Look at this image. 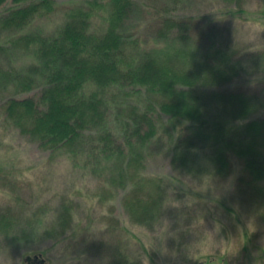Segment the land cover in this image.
Segmentation results:
<instances>
[{
	"label": "trees",
	"instance_id": "16d2710c",
	"mask_svg": "<svg viewBox=\"0 0 264 264\" xmlns=\"http://www.w3.org/2000/svg\"><path fill=\"white\" fill-rule=\"evenodd\" d=\"M245 2L85 0L63 14L53 34L19 37L16 46L35 55L36 63L1 79L20 94L40 90L34 97L6 98L2 115L43 151L74 159L88 152L104 195L120 196L129 234L132 227L157 226L167 185L177 179L146 174L149 151L161 133L171 134L175 169L213 152L219 173L227 176L240 166L242 180L258 193L264 181V118L257 116L261 100L251 87L264 81V65L249 77V56L234 45L231 25L264 28V0L254 11ZM106 8L103 27L96 30L94 19ZM56 9L55 0H0V30L20 32ZM73 210L64 204L47 235L67 236ZM11 217L0 216L10 236ZM135 235L133 241L141 243ZM31 237L19 231L12 242ZM43 255H28L24 262L44 264Z\"/></svg>",
	"mask_w": 264,
	"mask_h": 264
},
{
	"label": "rangeland",
	"instance_id": "374dc122",
	"mask_svg": "<svg viewBox=\"0 0 264 264\" xmlns=\"http://www.w3.org/2000/svg\"><path fill=\"white\" fill-rule=\"evenodd\" d=\"M55 1L54 13L37 17L24 30H0V216L11 214L15 225L11 236L0 227V264H27L25 257L35 253L44 254V264H264V181L257 184L260 192L253 191L242 180L240 166L235 164L225 176L214 166L213 152H207L194 157L189 168L175 169L171 134L161 133L149 151L146 174L177 179L167 185L164 216L157 226L129 229L141 239L136 243L123 229L127 220L120 196L110 200L104 195L88 152L74 159L43 151L9 125L1 111L4 100L34 97L40 90L20 94L12 82L1 79L10 70L36 63L35 55L16 46L19 37L53 34L63 14L85 0ZM258 3L246 0V9L254 11ZM11 6L9 1L5 9ZM107 15V8L97 13L96 30ZM231 31L234 45L249 56L250 77L264 65V28L245 23L231 25ZM251 88L261 100L257 116L264 118V81ZM222 106L223 118L229 119ZM64 204L74 207L68 235H47ZM19 231H27L33 240L13 243Z\"/></svg>",
	"mask_w": 264,
	"mask_h": 264
}]
</instances>
